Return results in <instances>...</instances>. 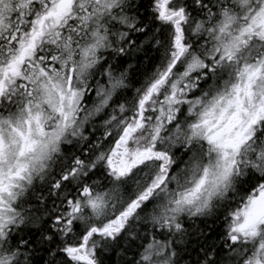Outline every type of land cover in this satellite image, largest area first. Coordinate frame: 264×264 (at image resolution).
Here are the masks:
<instances>
[{
  "label": "snow or ice",
  "instance_id": "obj_1",
  "mask_svg": "<svg viewBox=\"0 0 264 264\" xmlns=\"http://www.w3.org/2000/svg\"><path fill=\"white\" fill-rule=\"evenodd\" d=\"M0 264H264V0H0Z\"/></svg>",
  "mask_w": 264,
  "mask_h": 264
}]
</instances>
